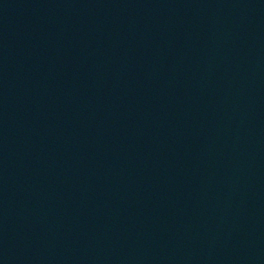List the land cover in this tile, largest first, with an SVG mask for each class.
<instances>
[{"label":"water","instance_id":"obj_1","mask_svg":"<svg viewBox=\"0 0 264 264\" xmlns=\"http://www.w3.org/2000/svg\"><path fill=\"white\" fill-rule=\"evenodd\" d=\"M115 264H264V0H239L188 127Z\"/></svg>","mask_w":264,"mask_h":264}]
</instances>
